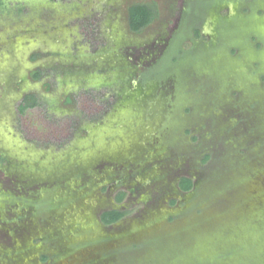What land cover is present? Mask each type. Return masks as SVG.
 I'll list each match as a JSON object with an SVG mask.
<instances>
[{
  "label": "rangeland",
  "instance_id": "rangeland-1",
  "mask_svg": "<svg viewBox=\"0 0 264 264\" xmlns=\"http://www.w3.org/2000/svg\"><path fill=\"white\" fill-rule=\"evenodd\" d=\"M263 236L264 0H0V264H264Z\"/></svg>",
  "mask_w": 264,
  "mask_h": 264
},
{
  "label": "trees",
  "instance_id": "trees-1",
  "mask_svg": "<svg viewBox=\"0 0 264 264\" xmlns=\"http://www.w3.org/2000/svg\"><path fill=\"white\" fill-rule=\"evenodd\" d=\"M126 10L129 29L133 33H139L143 28H145L152 21L156 11L155 6L148 3H133L129 5ZM33 78L37 79L38 73H33ZM35 105L36 100L34 96H26L20 106V110L23 111L27 108H33ZM178 187L183 192H189L193 187L192 180L182 177L178 181ZM122 197L123 194L121 193L117 197V201H121ZM124 215V212L110 210L101 213L99 218L102 224L110 226L121 220Z\"/></svg>",
  "mask_w": 264,
  "mask_h": 264
},
{
  "label": "water",
  "instance_id": "water-1",
  "mask_svg": "<svg viewBox=\"0 0 264 264\" xmlns=\"http://www.w3.org/2000/svg\"><path fill=\"white\" fill-rule=\"evenodd\" d=\"M257 234H258V233H257ZM258 236H260V235H256L255 238H259ZM263 237H264V236H263ZM263 237H261L262 240H263ZM245 238H246V237H245ZM245 240H246V241L248 240V242H249L250 238H246ZM245 240H244V241H245ZM257 240H258V239H257Z\"/></svg>",
  "mask_w": 264,
  "mask_h": 264
},
{
  "label": "flooded vegetation",
  "instance_id": "flooded-vegetation-1",
  "mask_svg": "<svg viewBox=\"0 0 264 264\" xmlns=\"http://www.w3.org/2000/svg\"><path fill=\"white\" fill-rule=\"evenodd\" d=\"M120 221V220H119ZM117 223V222H116ZM116 223H114V224H116ZM104 225V224H103ZM113 225V224H112Z\"/></svg>",
  "mask_w": 264,
  "mask_h": 264
}]
</instances>
